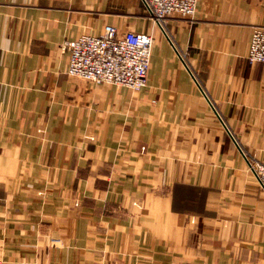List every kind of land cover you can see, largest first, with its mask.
Returning <instances> with one entry per match:
<instances>
[{
  "label": "crops",
  "instance_id": "obj_1",
  "mask_svg": "<svg viewBox=\"0 0 264 264\" xmlns=\"http://www.w3.org/2000/svg\"><path fill=\"white\" fill-rule=\"evenodd\" d=\"M105 26L152 36L140 91L67 75ZM255 26L264 0L163 30L140 0H0V264H264Z\"/></svg>",
  "mask_w": 264,
  "mask_h": 264
},
{
  "label": "built area",
  "instance_id": "obj_2",
  "mask_svg": "<svg viewBox=\"0 0 264 264\" xmlns=\"http://www.w3.org/2000/svg\"><path fill=\"white\" fill-rule=\"evenodd\" d=\"M146 16L163 30V24L175 16L184 20L194 18L198 0H140ZM153 38L150 34L127 31L119 33L105 26L99 36L80 35L66 41L61 49L68 56L67 75L100 85L128 87L134 92L147 84L151 64ZM246 60L264 65V26H255L248 42ZM250 170L264 184V165L248 163ZM59 248L60 241L56 240Z\"/></svg>",
  "mask_w": 264,
  "mask_h": 264
}]
</instances>
